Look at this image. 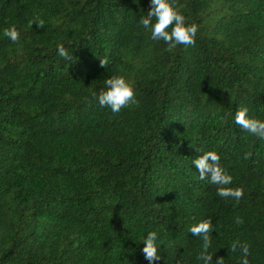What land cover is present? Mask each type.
<instances>
[{"label": "trees", "instance_id": "1", "mask_svg": "<svg viewBox=\"0 0 264 264\" xmlns=\"http://www.w3.org/2000/svg\"><path fill=\"white\" fill-rule=\"evenodd\" d=\"M169 2L194 47L151 39L150 0H0V264H148L150 232L156 264H202L205 219L213 264H241L237 240L264 264V138L235 125L242 107L264 122V0ZM112 76L137 101L118 114L93 97ZM206 151L241 199L199 179Z\"/></svg>", "mask_w": 264, "mask_h": 264}, {"label": "clouds", "instance_id": "2", "mask_svg": "<svg viewBox=\"0 0 264 264\" xmlns=\"http://www.w3.org/2000/svg\"><path fill=\"white\" fill-rule=\"evenodd\" d=\"M149 8L147 14L140 18L139 25L150 32L153 41H163L168 46V50L175 49L178 45H183L185 48L195 46L198 26L196 24L186 25L185 17L176 10L169 0H150ZM30 24H35L42 29L45 21L36 17L30 21ZM4 34L13 43L19 41L20 33L15 26L6 29ZM57 49L59 56L65 60L71 59L63 44L58 45ZM107 64V59L100 60L101 67H106ZM105 85L106 90L100 91L98 96L93 93V97L98 100L101 107L110 108L114 114H118L123 108L137 103L133 85L127 82L123 76H112L105 80ZM248 112L247 107L239 108L235 113V125L244 132L264 138V122L250 118ZM250 155V153H246L245 159L249 158ZM220 160L221 157L216 151H206L203 152V155L192 160V164L198 170L201 181L207 180L210 184L217 186L219 197L241 199L244 194L243 189L228 187L232 184L233 177L221 167ZM235 222L238 225L243 224V219L238 216ZM189 231L202 241L198 260L202 261V264H213L214 254L209 252L214 231L212 220H202L193 225ZM156 239L157 233L150 232L143 240L145 246L142 253L148 264H156L161 259L156 246ZM229 250L231 252L239 250L243 257L241 264H249L250 248L248 244L237 240L231 244ZM224 261L223 257H219L215 260V264H224Z\"/></svg>", "mask_w": 264, "mask_h": 264}]
</instances>
